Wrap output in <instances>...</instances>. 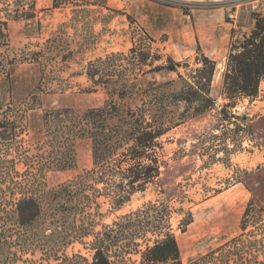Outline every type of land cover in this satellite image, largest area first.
<instances>
[{
  "label": "trees",
  "instance_id": "16d2710c",
  "mask_svg": "<svg viewBox=\"0 0 264 264\" xmlns=\"http://www.w3.org/2000/svg\"><path fill=\"white\" fill-rule=\"evenodd\" d=\"M61 1L52 0V9ZM14 2L15 10L0 7V264H183L171 218L182 216L178 229L184 233L192 217L163 197L162 138L216 108L211 96L216 63L199 47L192 66L170 57L163 60L151 52L145 35L132 41L125 55L88 63L91 88L107 90L99 107L41 109L36 96L4 104L2 97L12 98L19 60L38 67V86L45 77L44 51L22 52L18 58L9 46L7 22H31L37 13L36 0ZM252 20V29L240 39L234 40L231 33L220 75V96L226 103L218 116L221 112L224 121L229 118L227 108L254 99L264 82V15L254 14ZM52 46L53 40H47L46 47ZM122 63L127 68L119 70ZM128 68L131 72L125 75ZM138 72L174 73L176 79L138 86ZM180 105L183 111L175 116ZM77 140L89 142L91 167L48 187V173L74 167ZM148 190L154 200L102 222L104 215L118 212L132 196ZM239 230L236 237L187 264H264V208L247 204ZM75 245L81 249L68 254Z\"/></svg>",
  "mask_w": 264,
  "mask_h": 264
},
{
  "label": "rangeland",
  "instance_id": "374dc122",
  "mask_svg": "<svg viewBox=\"0 0 264 264\" xmlns=\"http://www.w3.org/2000/svg\"><path fill=\"white\" fill-rule=\"evenodd\" d=\"M0 2L3 9H16L14 0ZM60 3L59 8L52 9V0H36L34 21L7 22L13 55L20 58L22 52L44 51L45 77L38 86V67L18 59L13 73L16 82L13 100L7 96L1 98L2 102L16 104L24 97L28 100L36 96L41 109L67 107L84 111L99 107L107 99V90L102 86L91 88L86 77L89 62L116 53L125 55L132 41L145 35L150 39L151 52L160 54L163 60L170 57L177 63L187 62L192 66L199 47L216 63L211 96L217 106L179 124L162 138L163 197L171 200L174 209L189 211L192 217L184 233L178 229L182 216L173 214L171 218L183 264L236 237L246 205L264 208V82L254 99H241L234 108H227L229 118L224 121L221 112L218 116L219 107L221 110L226 103L220 96V75L232 31L234 40L248 34L254 14L264 15V0H64ZM0 17L4 18L3 12ZM49 39L57 47L48 49ZM118 68L127 66L122 63ZM128 70L125 75L131 72ZM136 78L141 86L153 80H175L176 74L140 76L138 72ZM182 111V105L175 108V116ZM28 141L25 137L26 148ZM74 154L72 169L47 174L48 187L70 180L91 167L87 140L75 142ZM154 199L155 194L150 190L135 194L118 212L104 215L102 222L109 223ZM106 210L107 205L103 204L101 212L105 214ZM216 210L228 214L226 227L214 235L198 237L193 228ZM80 249L75 245L67 253Z\"/></svg>",
  "mask_w": 264,
  "mask_h": 264
},
{
  "label": "bare ground",
  "instance_id": "6f19581e",
  "mask_svg": "<svg viewBox=\"0 0 264 264\" xmlns=\"http://www.w3.org/2000/svg\"><path fill=\"white\" fill-rule=\"evenodd\" d=\"M222 212L216 210L206 219L202 220L197 226H195L192 231L201 238L218 233L219 230L221 231V229L226 227V224L228 223V214H223Z\"/></svg>",
  "mask_w": 264,
  "mask_h": 264
}]
</instances>
